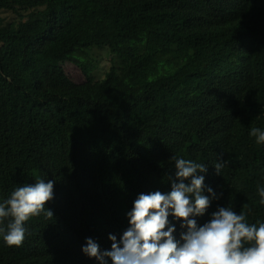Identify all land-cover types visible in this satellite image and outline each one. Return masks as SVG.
<instances>
[{
	"label": "trees",
	"instance_id": "obj_1",
	"mask_svg": "<svg viewBox=\"0 0 264 264\" xmlns=\"http://www.w3.org/2000/svg\"><path fill=\"white\" fill-rule=\"evenodd\" d=\"M252 1L0 0V13L30 12L0 34V194L54 181L53 217L26 222L18 247L0 233V264H90L87 239L110 250L141 193L171 191L173 156L205 164L203 194L222 193L198 225L235 211L238 181L247 221L264 222V144L249 135L264 130V0ZM104 48L120 66L69 80L64 63Z\"/></svg>",
	"mask_w": 264,
	"mask_h": 264
},
{
	"label": "clouds",
	"instance_id": "obj_2",
	"mask_svg": "<svg viewBox=\"0 0 264 264\" xmlns=\"http://www.w3.org/2000/svg\"><path fill=\"white\" fill-rule=\"evenodd\" d=\"M253 8L260 7L252 1ZM249 135L264 144V130L251 128ZM175 179L171 191L141 193L127 213L129 227L119 240L109 235L111 249L101 251L92 239L82 248L90 264H264V222L247 221L250 214L246 188L238 181L232 193L235 211L218 207L210 219L198 225L217 194L211 187L204 195L207 166L173 156ZM226 161L214 165L217 175ZM188 181V182H186ZM54 181L37 179L17 187L8 198L0 194V233L9 247L20 246L28 229L26 222L42 212L53 217L46 204L54 198ZM259 203L264 205V187L257 188ZM248 215H247V214ZM169 216L181 222V230L170 226Z\"/></svg>",
	"mask_w": 264,
	"mask_h": 264
},
{
	"label": "rangeland",
	"instance_id": "obj_3",
	"mask_svg": "<svg viewBox=\"0 0 264 264\" xmlns=\"http://www.w3.org/2000/svg\"><path fill=\"white\" fill-rule=\"evenodd\" d=\"M21 14L23 17L11 12H1L3 23L0 26V34L17 32L23 22L30 20V12L21 11ZM113 61L120 66L118 59L113 57L108 48L92 49L75 55L70 62L62 66L69 80L81 86L90 81L103 80Z\"/></svg>",
	"mask_w": 264,
	"mask_h": 264
},
{
	"label": "bare ground",
	"instance_id": "obj_4",
	"mask_svg": "<svg viewBox=\"0 0 264 264\" xmlns=\"http://www.w3.org/2000/svg\"><path fill=\"white\" fill-rule=\"evenodd\" d=\"M249 223H254V222H249Z\"/></svg>",
	"mask_w": 264,
	"mask_h": 264
}]
</instances>
